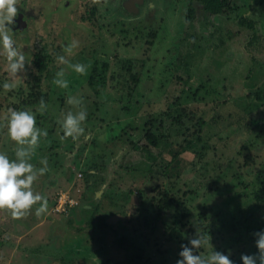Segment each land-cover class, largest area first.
Returning a JSON list of instances; mask_svg holds the SVG:
<instances>
[{"label":"rangeland","instance_id":"374dc122","mask_svg":"<svg viewBox=\"0 0 264 264\" xmlns=\"http://www.w3.org/2000/svg\"><path fill=\"white\" fill-rule=\"evenodd\" d=\"M69 1L0 0V264H264V0Z\"/></svg>","mask_w":264,"mask_h":264},{"label":"trees","instance_id":"16d2710c","mask_svg":"<svg viewBox=\"0 0 264 264\" xmlns=\"http://www.w3.org/2000/svg\"><path fill=\"white\" fill-rule=\"evenodd\" d=\"M199 5L202 6V9L205 13L211 14V15H220V14H230L232 12H234L237 8L235 6L234 0H195ZM194 7H189L188 9V15L187 18L188 20H192L193 16H194ZM238 24L241 27H244L247 25V27L249 28H253L254 27V23L251 22L250 20H247L246 18H244L243 16H240L238 19ZM49 56L48 54L45 52V50H43L41 47L37 49V52L34 54V60H33V64L34 67L36 68L37 73L43 74L45 71H47V67L49 64ZM90 80L92 79V77L89 78ZM251 95V94H250ZM255 99H257L258 101H264V97L262 96V92L258 91L254 94L253 96ZM180 116L181 114L177 113L176 116H174L172 118V121H175L176 123H180ZM161 122H159V125H156V127H161ZM167 137V136H166ZM146 141L148 142V144L153 147V148H157L160 144L161 141H164V144L167 145V140H165L163 138V136H161L158 133H154L153 131L149 130L147 131V134L145 136ZM188 144H192L191 141L188 142ZM182 148V147H181ZM186 148H182V151H185ZM84 176L87 178L88 176H94L92 173H88L85 172ZM256 181H259L261 183L264 184V164L262 165V170L260 172L257 173V178ZM128 197V196H127ZM105 199H109L110 202H113V198L110 197H106ZM128 199V198H127ZM127 200H124V202H126ZM169 203V195L166 193H163L161 195V197L158 199L157 201V213H156V217L158 218L160 216V213L165 210L168 206ZM99 208L96 207L91 211L90 214V219L89 222H87V226L92 229V230H100L101 227L104 226V221L102 216H99L97 218V226L95 228L94 226V220L96 217V213L98 212ZM85 211V210H84ZM171 231H173V228L171 229Z\"/></svg>","mask_w":264,"mask_h":264},{"label":"flooded vegetation","instance_id":"af4514ba","mask_svg":"<svg viewBox=\"0 0 264 264\" xmlns=\"http://www.w3.org/2000/svg\"><path fill=\"white\" fill-rule=\"evenodd\" d=\"M70 1H71V0H70ZM70 1H69V2H70ZM127 1H131V0H127ZM64 2H65V0H64ZM69 2H68V4H69ZM138 2H139V1H138ZM68 4L63 3L64 7H67ZM138 4H139V3H138ZM64 7H63V8H64ZM19 15H21V20H22V16H23V15H22L21 13H18V14L16 15V18H14V19L12 20V23H15V25H16L15 28H16L17 30H19V29H18V27H17L16 19H17V17H18Z\"/></svg>","mask_w":264,"mask_h":264},{"label":"water","instance_id":"95a60500","mask_svg":"<svg viewBox=\"0 0 264 264\" xmlns=\"http://www.w3.org/2000/svg\"><path fill=\"white\" fill-rule=\"evenodd\" d=\"M17 27L19 30H22V26L24 25V22L21 20V15H19L16 19Z\"/></svg>","mask_w":264,"mask_h":264},{"label":"crops","instance_id":"0c3cea01","mask_svg":"<svg viewBox=\"0 0 264 264\" xmlns=\"http://www.w3.org/2000/svg\"><path fill=\"white\" fill-rule=\"evenodd\" d=\"M69 4H70V2H69ZM69 4H68V5H69ZM66 8H68V6H67Z\"/></svg>","mask_w":264,"mask_h":264}]
</instances>
